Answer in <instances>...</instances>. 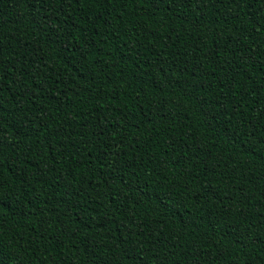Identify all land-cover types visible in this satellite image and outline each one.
<instances>
[{
    "label": "trees",
    "instance_id": "obj_1",
    "mask_svg": "<svg viewBox=\"0 0 264 264\" xmlns=\"http://www.w3.org/2000/svg\"><path fill=\"white\" fill-rule=\"evenodd\" d=\"M0 264H264V0H0Z\"/></svg>",
    "mask_w": 264,
    "mask_h": 264
}]
</instances>
